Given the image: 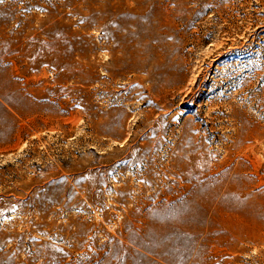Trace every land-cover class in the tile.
Listing matches in <instances>:
<instances>
[{
	"label": "rangeland",
	"instance_id": "374dc122",
	"mask_svg": "<svg viewBox=\"0 0 264 264\" xmlns=\"http://www.w3.org/2000/svg\"><path fill=\"white\" fill-rule=\"evenodd\" d=\"M0 264H264V0H0Z\"/></svg>",
	"mask_w": 264,
	"mask_h": 264
},
{
	"label": "bare ground",
	"instance_id": "6f19581e",
	"mask_svg": "<svg viewBox=\"0 0 264 264\" xmlns=\"http://www.w3.org/2000/svg\"><path fill=\"white\" fill-rule=\"evenodd\" d=\"M151 11H152V10H151ZM153 11H154V10H153ZM159 12H160V11H159ZM154 13H155V11H154ZM151 15H153V14L151 13ZM151 15H148V17L151 16ZM154 16H155V15H154ZM154 16H151V20H150V21H152V22L154 23V19H155L156 22H155V24H153V25H155V26H154V29H157V28L160 29V26H161V25L159 26V24H158V22H157V19H158L157 17H158V15L156 14L155 18H154ZM148 17H147V18H148ZM152 17H153L154 19H153ZM149 18H150V17H149ZM165 20H166V19H165ZM172 20H173V19H172ZM148 21H149V20H148ZM169 21H170V20H169ZM152 22H151V23H152ZM160 22H161V21H160ZM160 22H159V23H160ZM167 22H168V21H167ZM150 25H152V24H150ZM166 25H167V24H166ZM166 25L163 24V26H166ZM166 27L168 28V25H167ZM143 30H144V29H143ZM159 31H160V30H159ZM144 32H145V31H144ZM142 33H143V32H142ZM142 33H141V34H142ZM146 33H148V31L145 32V33H143V34H146ZM166 33H167V32H166ZM143 34H142V35H143ZM164 34H165V32H164ZM146 35H147V34H146ZM165 35H168V33L165 34ZM162 36H163V35H162ZM142 37L144 38L145 36L143 35ZM142 37H141V38H142ZM149 37H150V36H149ZM160 37H161V36H160ZM165 37H166V36H165ZM165 37H164V39H165ZM132 38H133V37H132ZM143 38H142V39H143ZM166 38H167V37H166ZM133 39H134V38H133ZM151 39H152V38H151ZM153 40H154V39H153ZM121 41H122V40H120V42H121ZM154 41H156V40H154ZM160 41H161V39H160ZM118 42H119V41H118ZM120 42H119V43H120ZM163 42H165V41H163ZM160 43H162V42H160ZM127 45H128V44H127ZM121 46H122V45H121ZM123 47H125V46H123ZM70 68H72V67H70ZM73 69H74V68H73ZM163 75H164V74H163ZM5 134H6V133H5Z\"/></svg>",
	"mask_w": 264,
	"mask_h": 264
}]
</instances>
